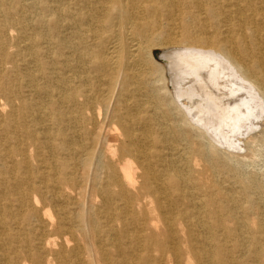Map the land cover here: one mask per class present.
Instances as JSON below:
<instances>
[{
	"label": "bare ground",
	"instance_id": "bare-ground-1",
	"mask_svg": "<svg viewBox=\"0 0 264 264\" xmlns=\"http://www.w3.org/2000/svg\"><path fill=\"white\" fill-rule=\"evenodd\" d=\"M262 149L264 0H0V264H264Z\"/></svg>",
	"mask_w": 264,
	"mask_h": 264
},
{
	"label": "rangeland",
	"instance_id": "rangeland-1",
	"mask_svg": "<svg viewBox=\"0 0 264 264\" xmlns=\"http://www.w3.org/2000/svg\"><path fill=\"white\" fill-rule=\"evenodd\" d=\"M262 150V152H264V149ZM249 169L264 174V153L261 154V157L258 159V161L253 166H250Z\"/></svg>",
	"mask_w": 264,
	"mask_h": 264
}]
</instances>
